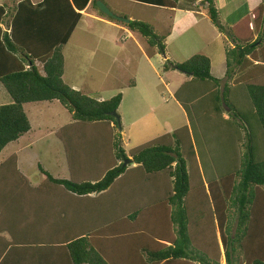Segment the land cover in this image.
Returning a JSON list of instances; mask_svg holds the SVG:
<instances>
[{"label":"trees","instance_id":"1","mask_svg":"<svg viewBox=\"0 0 264 264\" xmlns=\"http://www.w3.org/2000/svg\"><path fill=\"white\" fill-rule=\"evenodd\" d=\"M88 1L18 0L10 18L8 7L0 5V84L11 99L0 104V152L30 130L24 111L27 103L57 100L73 121L117 126L110 112L117 110L121 93L106 100L93 98L62 78V48ZM154 1L177 7L179 0ZM91 4L102 17L140 34L149 49L157 48L146 52L148 56L165 53V36L149 23L119 22L101 13L95 0ZM200 4L231 43L224 48L225 71L222 78L214 77L210 58L202 53L180 63L169 59V65L164 63V69L190 76L192 87L201 86L179 95L182 83L173 94L183 106L187 125L129 153L131 163L157 190L122 218L114 217L103 226H90L62 240L23 239L20 236L30 233L34 224L25 222L22 234L16 231L18 221L17 236L0 240V264H221L218 243L224 264H264V0L231 26L220 22L214 0H200ZM191 111L197 128L189 117ZM220 138L224 143H215ZM110 152L116 161L96 180L54 178L38 164L45 176L40 186L50 193L52 187L56 191L62 186L74 197L104 194L127 166L122 163L127 156L115 138ZM12 157L0 163V188H4L0 195L12 200L9 206L15 207L17 201L22 217L30 209L37 214L38 187L27 184L21 175L25 189L9 192ZM190 172L196 181H191ZM230 217L234 218L232 231Z\"/></svg>","mask_w":264,"mask_h":264},{"label":"rangeland","instance_id":"2","mask_svg":"<svg viewBox=\"0 0 264 264\" xmlns=\"http://www.w3.org/2000/svg\"><path fill=\"white\" fill-rule=\"evenodd\" d=\"M2 1L8 0H0V2ZM194 1L179 0L178 6L192 8L190 3H194ZM260 1L234 0L230 2V0H214V5L220 22L224 26H229L224 17H228V20L232 21L239 15V12L247 10V8L253 9ZM105 5L113 13H117L118 16L130 17L128 18L130 20L138 19L149 23L154 31L161 36L163 35L161 32L163 31L162 27L170 24L167 20L168 14L165 11L142 6L134 1L106 0ZM204 13L206 14V12ZM211 23L203 17L198 29L212 26L216 30L214 24ZM79 27L82 30L90 31L91 35L78 31L72 41L66 45L64 50L67 62L66 70L70 68L73 70L74 64L85 73L74 80H72V75H68L67 80L80 86L79 89L82 88L84 94L93 98L99 95L100 98L106 100L117 93H121L122 99L116 110L120 118V128L115 125V128L112 125L109 127L107 123H101L98 125L101 130L96 132L93 127H90V122H73L70 113L57 100L51 101L50 106H47L48 103H27L24 105V111L30 123V130L2 149L0 163L10 158V156H15V159H13L14 157H12L13 160L11 159L13 167L10 170L8 168V175L11 176L8 182L9 192L12 189L13 191L17 190L16 192L25 189L19 179L22 182L25 180L18 177L22 175L26 178L27 184L36 186L38 190H41L39 193L35 191L37 194L34 198V201L37 202V211L41 213L43 209L46 210L49 207V203L46 202L47 193L44 191L45 188L40 186L45 177L37 168L38 164L48 170L50 175L54 177L75 181L96 180L116 161L107 152L112 138H115L119 146L122 147L127 156L126 158H130L129 153L140 145L149 143L158 136L187 125V115L183 110V106L173 97V94L182 83L183 87L178 91L179 95L189 91L193 92L194 88L199 89L201 85L197 87L193 85L192 87L190 76L176 69H164V63L167 59L174 63H180L195 53L205 55V53H211V51L217 49L219 45V41L213 38L212 28H209L207 35H202L197 29H185L176 36L167 39L166 42L163 41L165 53H158L161 55V61H164L163 64L159 65L157 59L152 58L153 55L148 56L150 63L153 65L152 67L139 48H143L148 53L155 51L157 48L149 49L140 34L126 29L128 32L124 30L126 33L122 35V39L126 38V40L123 41L121 39L122 32L118 33L116 28L111 27L108 23L98 22L86 17ZM115 40L118 41V45L114 44ZM226 42L228 45L231 44L227 38ZM182 48L183 50L185 48L186 52ZM146 55L148 54L146 53ZM113 56H117L119 59H128L126 65L120 61L118 64L112 65L110 71L119 75L117 81H109V78H105L104 75L100 76L99 67H96V70L90 69L91 64H105L104 68H109ZM163 56H166V58L164 59ZM37 63L38 69L41 70V64H39V61ZM120 64H123V68H120ZM167 65L169 64L166 63ZM99 86H102V89L99 90ZM217 94L219 95V91ZM204 96L205 94H202L196 100ZM9 102H11V99L0 84V104ZM190 113L189 117L196 127L198 122L196 123L193 119V112ZM223 117L226 118L227 115L224 114ZM221 142L224 143L223 138L215 143ZM28 143L32 144V148H28ZM125 165L127 166L124 172L115 180L111 188L108 189L109 191L101 197L108 199L106 203H109L107 218L103 221H110L118 216L122 218L128 210H132L141 202H146L147 195L151 191L153 193L157 190L148 180L144 179L140 168L136 167L134 163ZM17 173L19 174L17 175ZM190 175L191 181H196L191 172ZM198 176L199 174H197ZM1 182L2 185L6 184L3 181ZM59 187L60 191L64 190L62 186ZM3 189L0 188V190ZM4 196L0 195V228H2L0 229V240L9 241L11 234L16 235V231L24 233L22 229L26 226L30 217L28 218L27 215L22 217L23 212H20L18 208L19 203L16 201L15 207L9 206L12 204V200L9 201ZM39 198L42 199L41 203H39ZM232 210L229 209L230 212ZM46 219L41 220L40 217L37 218L36 214L35 226H46V222L41 224ZM230 219V231H232L234 218L230 217ZM18 221L21 223H19V229L16 230ZM69 222H71V219L67 224ZM52 236L53 239L56 238V235H51V231H47V229H34L30 233L27 232L26 236L20 237L28 240H45V238L51 239ZM216 240L219 241L218 232L216 233ZM218 246L220 252L218 251L219 258L217 259L221 264H224L220 243H218ZM193 263L196 264V262L190 264Z\"/></svg>","mask_w":264,"mask_h":264},{"label":"crops","instance_id":"3","mask_svg":"<svg viewBox=\"0 0 264 264\" xmlns=\"http://www.w3.org/2000/svg\"><path fill=\"white\" fill-rule=\"evenodd\" d=\"M17 1L18 0H11V1L8 0L5 2H3V1L0 2V5H6L8 7V13L6 15L7 18H10V14L13 13V9H14V6L17 3ZM40 1L41 0H30L31 3H40ZM78 1H80V0H78ZM101 1L104 4H106V0H101ZM129 1H134L139 5L147 6L149 8L161 9L162 11H165L168 14L167 20L170 22V24L168 23L169 24L168 26L162 27L163 31H161L162 34L165 36L164 42H166L167 39H170L173 36H176L177 34H179L181 31H183L185 29L186 30L197 29V31L199 33H201L202 35H207L209 28H212V26H208V28L206 27L204 29L203 28L198 29L200 21L203 17L205 19H208L209 22L211 23L207 14L204 13L205 11L203 9V6L200 4V0H195L196 2L194 1V3H190L192 8H183L180 6L167 7V6L157 5L156 3H152V2H156L154 0L153 1L147 0V1H151V3H147V2H143V1H139V0H129ZM232 1H234V0H230V2H232ZM245 1H247V0H245ZM178 3H180V2L178 1ZM74 9L77 10L76 8H74ZM251 11H252V8H247V10L239 12V15L236 18H234L232 21L228 20V17H224V19L231 26V25L235 24L238 20H240L242 17L250 14ZM79 13L81 14V16H80L77 24L75 25L73 31L71 32V35H70L68 41L66 42V44L62 48V53L64 56V70H63L62 78H63L64 82L67 83L72 88L83 92L84 90L82 88L79 89L80 86H77V85H75V83H71L69 80H67V76L72 75V80H74V79L78 78V76H82L85 72H83L80 67L79 68L76 67L74 64H73V70H71V68L69 70H66V63L67 62H66V56L64 53L66 45L70 41H72V38L74 37V35L78 31L83 33V34L91 35L89 33L90 31H88L86 29L82 30L79 27L80 23H82V21L85 17L90 18V19H94L98 22L108 23L109 25H111V27L116 28L118 33L122 32L121 33V39H122V35H124V33L128 32V31L126 30L127 29L126 27H123L119 24H116L115 22H112V21L107 20L106 18L102 17L97 12V10L92 6L91 0L88 1V3L85 5V7L82 10H79ZM115 14H117V13H115ZM7 18H6V22L2 25V27L4 29L6 28L5 25L8 21ZM128 18H130V17H128ZM124 30H126V32ZM212 30H213V34H212L213 38H215L216 40L219 41V45H218L217 49L211 51V53H205V55H207L210 58V64H211L210 70H211L212 75L219 79V78L223 77L224 71H225L224 48H225V46H228V44H226L228 41L226 42V37L222 33H220L217 29L214 30V28H212ZM118 39L119 38H117V40ZM117 40L114 41L115 45H118V41H120V40H118V41ZM124 40H126V38ZM139 49H140L141 53L144 55V57L147 59V61L149 62L150 66L153 67V65L149 61L148 55H146V53H145L146 51H144L143 48H139ZM182 50H183V48H182ZM183 51L186 52L185 48ZM152 58L157 59V62L159 65L163 64V62H164V61H161V55L158 53H154ZM163 58L165 59L166 56H163ZM111 59L112 60H111V64H110L109 68H104L105 64H100V65L99 64L98 65L91 64L90 69L96 70V67H99L100 76L104 75L105 78H109V81H113V82L117 81L116 79L118 78L119 75L116 72H111L110 69H111L112 65L118 64L119 61L122 63L124 62L123 64L126 65V62L128 59H126V60L123 58L119 59L117 56H113ZM37 64L38 63L36 62V65ZM123 64H120V68H123ZM98 89L99 90L102 89V86H99ZM96 98L102 99V98H100L99 95ZM35 103H42V104L48 103L47 106H50L51 102H35ZM24 105H26V104H24ZM73 122H75V121H73ZM90 127L91 128L92 127L97 128L98 125L96 123H91ZM22 136H20V137H22ZM27 145H28V148H32V144L28 143ZM107 152L109 154H111L110 147L108 148ZM16 160H17V157H16ZM43 170H45V169L43 168ZM45 171L48 172V170H45ZM54 178H60V177H54ZM62 179H66V178H62ZM32 187H36V186H32ZM55 189L56 188H54V187L51 188V190H54L52 193L55 195L50 193L49 189L45 191L47 193L46 202L49 203V207L46 210H44L42 208L43 209L42 213L40 211L38 212L37 208L35 209L36 213H37V218L40 217L41 220L43 218H47L46 220H44L41 223V224H44L46 222V224H45L46 226H44V227L35 226L36 214H33V212H32L33 209H30L31 211L27 214L28 218L30 217L28 220L34 224V226L32 228L33 230L34 229H37V230H46L47 229V231H51V235H56L55 239L62 240L64 238H66V236L69 237L71 234H78V233L84 232V231L86 232V230H89L90 226L95 227L96 224H99V226H103L104 224H107L108 221H103V220L105 218H107V211H108L109 203H106L108 199H104L101 197H103L105 192H107L109 190L105 191L104 194H90L88 196L74 197V196L66 194L64 192V190H61V191L56 190L55 191ZM39 199H40L39 203H41L42 199L41 198H39ZM110 199H111V197H110ZM114 206H116V205H114ZM70 219H71V222H69V224H67ZM105 235L109 236V234H105ZM52 238H54V237L52 236Z\"/></svg>","mask_w":264,"mask_h":264},{"label":"water","instance_id":"4","mask_svg":"<svg viewBox=\"0 0 264 264\" xmlns=\"http://www.w3.org/2000/svg\"><path fill=\"white\" fill-rule=\"evenodd\" d=\"M95 4L97 5L98 9L101 13H103L105 16L112 18L116 21L128 23L130 19L125 18L123 16H118L117 14L113 13L101 0H95ZM110 114L115 117L116 123L118 128H120V118L116 110L111 111ZM131 163V158H126L123 162V164Z\"/></svg>","mask_w":264,"mask_h":264}]
</instances>
